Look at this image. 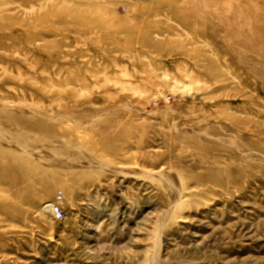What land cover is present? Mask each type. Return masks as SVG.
Instances as JSON below:
<instances>
[{
	"label": "rangeland",
	"instance_id": "1",
	"mask_svg": "<svg viewBox=\"0 0 264 264\" xmlns=\"http://www.w3.org/2000/svg\"><path fill=\"white\" fill-rule=\"evenodd\" d=\"M0 264H264V0H0Z\"/></svg>",
	"mask_w": 264,
	"mask_h": 264
},
{
	"label": "bare ground",
	"instance_id": "2",
	"mask_svg": "<svg viewBox=\"0 0 264 264\" xmlns=\"http://www.w3.org/2000/svg\"><path fill=\"white\" fill-rule=\"evenodd\" d=\"M7 144H6V146L7 147H9V148H18L19 146L14 142V140H12V139H9V141L8 142H6ZM20 149L26 154V155H28V156H30V157H35V158H37V159H39V160H43L44 162H45V164H48V163H52L49 159V157L51 156L49 153H47V151H46V153L44 154V155H39V154H36V153H34V151H31V149H28L27 147H20ZM80 161H82V164L81 165H79V164H74V163H71L70 165L69 164H64L65 166H71V167H74V166H76V165H78V166H84V167H86V169H88V167H89V169H92V168H98L99 167V164H97L96 163V161L95 160H91V161H89V162H86V161H84V160H80ZM104 169V168H103ZM107 169H109V168H107ZM122 170V169H121ZM124 170V169H123ZM109 172H114L115 174H119L118 172H117V170H108ZM154 173V172H153ZM123 173H120L119 175H122ZM167 173H155L154 175L156 176V177H159V178H161V179H163L167 184H168V179H167V175H166ZM166 175V176H165ZM153 178V177H152ZM55 203V202H54ZM54 203H51V202H49V203H47L46 204V206H45V208H44V211L45 212H53L52 211V209H53V206H54ZM173 208V207H172ZM167 216V215H166ZM168 220V219H167Z\"/></svg>",
	"mask_w": 264,
	"mask_h": 264
},
{
	"label": "built area",
	"instance_id": "3",
	"mask_svg": "<svg viewBox=\"0 0 264 264\" xmlns=\"http://www.w3.org/2000/svg\"><path fill=\"white\" fill-rule=\"evenodd\" d=\"M62 195L58 196L57 201H55L53 209H52V214L54 215L55 218L58 220H63L65 218V211L62 207Z\"/></svg>",
	"mask_w": 264,
	"mask_h": 264
}]
</instances>
